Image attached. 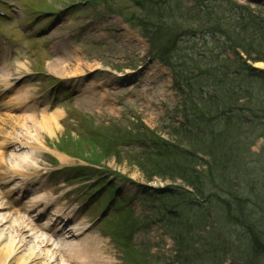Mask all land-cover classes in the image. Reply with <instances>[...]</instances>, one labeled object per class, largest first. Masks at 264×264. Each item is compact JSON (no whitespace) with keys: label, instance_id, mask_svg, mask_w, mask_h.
<instances>
[{"label":"trees","instance_id":"1","mask_svg":"<svg viewBox=\"0 0 264 264\" xmlns=\"http://www.w3.org/2000/svg\"><path fill=\"white\" fill-rule=\"evenodd\" d=\"M188 1L150 0L143 15L128 17L144 34L162 38L157 53L186 88L188 125L174 128L172 143L140 137L153 157L141 168L149 181L182 184L161 199L180 218L171 225L178 262L255 264L264 256V205L255 198L264 177V158L256 157L264 147L253 150L264 136V69L253 64L264 62V14L233 0ZM205 87L212 88L206 96ZM244 175L256 184L254 191L247 185L249 194L239 188ZM129 250L134 264H152L145 251Z\"/></svg>","mask_w":264,"mask_h":264},{"label":"rangeland","instance_id":"2","mask_svg":"<svg viewBox=\"0 0 264 264\" xmlns=\"http://www.w3.org/2000/svg\"><path fill=\"white\" fill-rule=\"evenodd\" d=\"M4 1H16L17 3H19V1L23 2V0ZM31 1L36 3V6L40 8L56 9L73 0ZM233 1L239 5L249 6L251 14H256L258 11H262L264 14V0ZM190 3H192V0L188 1V4ZM112 5L114 7L116 6L117 9H123L130 13L138 12L141 15L144 13L142 9H137L129 0H114ZM79 8L80 7H76V10ZM86 9L90 11H87L88 13L85 17L79 12V15L73 14V11L68 13L65 12L66 17L62 19L64 25H59L52 32H50V30L54 26L51 28H45V32L42 30V35L43 33H47V36L44 35L45 38L42 40L44 42L42 46L39 44L36 49H33L35 50L36 57L31 56V53L33 52L29 46V50L26 52V54L29 55L25 58V61H23L26 62L30 69H46L49 73L71 79L73 83H75L77 89L83 88V90L87 91L84 95H81L79 99L75 97V104L61 105L67 112L70 109L75 108L84 113V115H91L94 117V121L101 123V125L104 124L103 122L109 124L111 121H117L119 124L123 123L122 126L128 125L129 128L130 125H132L130 123L132 119L137 120L140 118L142 122L150 128L161 127L160 124L164 122V120L169 122V113L177 107L179 97L177 91L172 88L173 81L171 80L167 69L161 65L158 60L149 59V45L146 40L142 38L136 30L127 26L119 16L107 13L105 1L96 2V4L94 3L92 6L90 4ZM92 11L97 14L90 13ZM21 12L22 13L17 16L19 20L22 19L25 14V11L21 10ZM85 23H87V25L84 26ZM47 26H49V24ZM11 33H14V35L21 34V32L17 30H11ZM66 39H68L67 43H65ZM46 41H48V43ZM60 46L63 50L65 49L64 47L67 46V50L70 52H62L59 48ZM213 54H216V52ZM231 55L234 56L233 53H231ZM231 59H234V57ZM59 62H65L68 64V66L65 67V74L69 75H62L51 70L52 66ZM137 65L141 66L139 69L141 80L129 83V78L135 73L134 71L137 70ZM253 65L257 68L264 69V62H258ZM16 66H12L13 69H16ZM92 66L95 67L88 69ZM117 68H120L122 69L121 71L127 73L128 76H126L125 80H117L116 73L119 72ZM86 69L88 70L81 72ZM96 69H98V72L95 71ZM89 71L93 73H87ZM130 71L132 73H130ZM95 83H98L100 86L96 88ZM88 87L93 89L90 93H88ZM36 88L38 89L40 87L38 86ZM71 88L72 87H70V89ZM42 89H46L44 84H42ZM35 91L36 90H33V93ZM67 114L68 113H66L61 120V128L56 129L57 132L54 140H59L63 135L67 146L66 148L71 150L76 149L83 152L86 149H90L91 146L87 144L86 137H84L81 130L77 127L75 117H70ZM4 122H8V125L6 127L4 124L0 123V137L6 136L7 132H11V129H17L18 126L22 128L21 126L23 125V120L19 117L8 119ZM27 126L26 127L29 128V130L21 129L17 132L24 133L25 135H28V132H37V127H32L31 123ZM165 137H167L166 134ZM262 147H264V136L256 141V147L253 150L261 151ZM53 149L63 155L62 152L56 149V146H53ZM51 151H48V154H46L47 160L46 157L43 156L39 158L41 163H44V160L51 163L49 155L52 153ZM132 152L133 153H131L130 150L128 154H125V157H117L120 160L115 158H111L108 161L105 160L108 169H119L135 181L144 182L149 185H163V183H166V181L160 178H155L154 181L148 182L145 173L140 170V167L136 164L137 159H135V157L137 152L135 150ZM64 155L68 156L66 154ZM263 158L264 155L256 157L258 161H261ZM63 159L64 161L62 164L67 166H74L77 163H81L71 156ZM262 163H264V160ZM262 163L259 162V165ZM243 179L245 182L242 181L243 183L239 185L242 193L249 194V189L254 191L256 184H254L252 177L250 178L249 175H244L242 180ZM176 184L181 185L180 182H177ZM263 186L264 177L261 180V184H258V190L257 193H255L256 200L262 198L261 204L264 205ZM127 188L130 192H134L135 190V188L129 183L127 184ZM252 197L254 198V196ZM202 217L203 216H200V219ZM90 221L91 219L88 218V222ZM11 224L12 221L7 223L0 230L10 232V234L13 233L12 230L9 231V226ZM22 233H24V235L20 233L21 235L17 238L22 237L26 239L27 246L29 247L33 244V242L30 241L29 233L26 231H22ZM91 233L95 238H97V234H100L98 230H94ZM94 237L92 236V238ZM141 237L144 239H152L157 244V249L163 250L171 257L175 254V250H177L175 237L172 239L167 236L163 228L160 226L153 227L147 234H143ZM92 242L94 243V241ZM107 246L109 245L107 244ZM98 247L100 249L99 252H96V247L88 250V252L84 251L89 257L86 258L89 262H87L88 264H96V260L98 262L99 259L96 256H104L107 254V252L104 251V240L101 242V246ZM73 257L75 258L77 256L73 254ZM75 260L79 262V259ZM59 261L57 260L56 264H64L62 261ZM17 263V261L11 262V264ZM254 263L264 264V256L260 257V259H255ZM66 264L76 263L67 261ZM179 264L183 263L181 262Z\"/></svg>","mask_w":264,"mask_h":264},{"label":"bare ground","instance_id":"3","mask_svg":"<svg viewBox=\"0 0 264 264\" xmlns=\"http://www.w3.org/2000/svg\"><path fill=\"white\" fill-rule=\"evenodd\" d=\"M151 5H153L151 3ZM22 68H25L26 70L29 69V67L27 66L26 63H22L20 62ZM68 64L67 63H58L54 66H52L51 70H54L56 73H60L62 75H69V74H65V67H67ZM97 66V65H96ZM95 66L89 67L88 69H92ZM88 69L81 71V72H85ZM4 80L2 78H0V82H3ZM5 84H7V81H5ZM1 85V83H0ZM27 94H23L22 93L18 94L17 96H22L25 97ZM14 97V96H12ZM10 97V100H13V98ZM65 109H63L62 107H58L55 111H53L51 114H47L44 113L42 115V117L40 119L37 118H31L32 122L34 123V125L37 126H43L49 133H51L52 135L56 134V129H60L61 128V120L62 118L65 116ZM26 117V116H24ZM27 158L25 156H23L22 160L25 161ZM176 184V182H172L171 180H167L166 183H163V185H174ZM151 188H148L147 191H149ZM10 219L9 215H0V227L4 224H6V222H8ZM22 221L18 222L19 227L21 226ZM11 228V227H10ZM60 228V227H59ZM58 228V229H59ZM39 242H41L42 244H45L46 246H49L50 244V240L47 237H43V236H37L36 238ZM26 239H17L16 235H11L10 232H4V230H0V264H7L10 262V260L15 259L18 260L17 264H53V262L55 261V258L52 257L50 254H45V256L43 255V250H40L37 247V244L33 247H30L26 252H24L26 249H24V246L26 244L25 242ZM83 246V247H82ZM79 244L77 246V249H80L82 247V251L84 253L88 252V250H91L93 248L96 247V252H99L100 249L97 246V244H94L91 240V242H86L85 244ZM24 249V250H23ZM76 249V247H75ZM103 264H110L109 261H104Z\"/></svg>","mask_w":264,"mask_h":264}]
</instances>
